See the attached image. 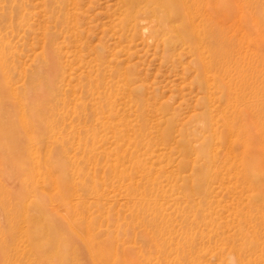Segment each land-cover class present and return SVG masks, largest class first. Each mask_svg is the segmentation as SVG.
Returning <instances> with one entry per match:
<instances>
[{
    "label": "rangeland",
    "instance_id": "1",
    "mask_svg": "<svg viewBox=\"0 0 264 264\" xmlns=\"http://www.w3.org/2000/svg\"><path fill=\"white\" fill-rule=\"evenodd\" d=\"M0 103V264H264V0H0Z\"/></svg>",
    "mask_w": 264,
    "mask_h": 264
},
{
    "label": "bare ground",
    "instance_id": "2",
    "mask_svg": "<svg viewBox=\"0 0 264 264\" xmlns=\"http://www.w3.org/2000/svg\"><path fill=\"white\" fill-rule=\"evenodd\" d=\"M166 31H167V33L168 34H171L172 33V31H173V29L171 28V27H168V26H166ZM48 65L50 66V67H52V65L53 66H56V63H55V59H49V62H48ZM51 74H53V72L51 73ZM49 75V77H51L50 76V74H48ZM9 88H11L10 86H8ZM13 94H16V92H14ZM1 96H3V94H2V92H1ZM40 99L41 98H43L42 96H40L39 97ZM33 101V103H35V104H37V100H32ZM6 102V101H5ZM42 101L39 103L40 104V108H42L43 110L45 109L44 107H43V105H42ZM2 104H4V101L2 102ZM1 103H0V116H16V114H19V110H16V114L15 113H13V112H11V111H9L8 110V108H7V106H5V107H2L1 108ZM37 107H39V105H37V106H35V108H36V111H37ZM41 111V110H40ZM35 116H37L36 114H35ZM40 120H39V116L38 117H36V118H34L32 121H30L27 125H24V127L21 129V130H23L25 133H29V130H30V128H31V126L33 125V123H38ZM19 132H21L20 130H19ZM17 148V146H15L13 149L15 150ZM20 159V158H19ZM22 164V163H21Z\"/></svg>",
    "mask_w": 264,
    "mask_h": 264
}]
</instances>
